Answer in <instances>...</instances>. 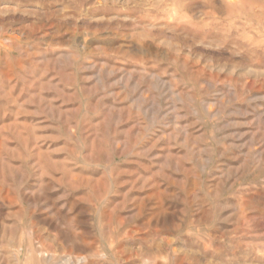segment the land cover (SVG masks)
Returning <instances> with one entry per match:
<instances>
[{
  "label": "rangeland",
  "instance_id": "1",
  "mask_svg": "<svg viewBox=\"0 0 264 264\" xmlns=\"http://www.w3.org/2000/svg\"><path fill=\"white\" fill-rule=\"evenodd\" d=\"M0 264H264V0H0Z\"/></svg>",
  "mask_w": 264,
  "mask_h": 264
}]
</instances>
